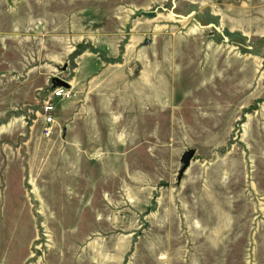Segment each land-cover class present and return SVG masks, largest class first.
Returning <instances> with one entry per match:
<instances>
[{"label": "rangeland", "instance_id": "374dc122", "mask_svg": "<svg viewBox=\"0 0 264 264\" xmlns=\"http://www.w3.org/2000/svg\"><path fill=\"white\" fill-rule=\"evenodd\" d=\"M0 264H264V0H0Z\"/></svg>", "mask_w": 264, "mask_h": 264}, {"label": "built area", "instance_id": "2783aa9c", "mask_svg": "<svg viewBox=\"0 0 264 264\" xmlns=\"http://www.w3.org/2000/svg\"><path fill=\"white\" fill-rule=\"evenodd\" d=\"M70 88L55 87L50 90L46 99L40 105L39 115L42 123L41 134L48 136L53 124L54 103L68 100L71 97Z\"/></svg>", "mask_w": 264, "mask_h": 264}, {"label": "water", "instance_id": "95a60500", "mask_svg": "<svg viewBox=\"0 0 264 264\" xmlns=\"http://www.w3.org/2000/svg\"><path fill=\"white\" fill-rule=\"evenodd\" d=\"M53 84L55 85V87H67V84L59 79H53ZM193 156V152L192 151H186L182 157H181V161H182V167L179 171V174L182 173L183 170H185L188 165H189V161L191 159V157Z\"/></svg>", "mask_w": 264, "mask_h": 264}]
</instances>
